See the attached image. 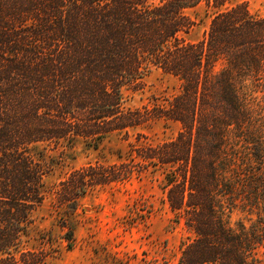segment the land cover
<instances>
[{
	"label": "trees",
	"instance_id": "trees-1",
	"mask_svg": "<svg viewBox=\"0 0 264 264\" xmlns=\"http://www.w3.org/2000/svg\"><path fill=\"white\" fill-rule=\"evenodd\" d=\"M202 4L209 28L189 41L196 20L185 11ZM154 68L179 92L125 105ZM160 119L180 124L174 138L73 170L59 203L75 212L99 186L161 170L170 209L194 234L177 264H264V16L233 0H0V264L46 262L20 249L44 199L35 144L99 145ZM228 208L250 226H231Z\"/></svg>",
	"mask_w": 264,
	"mask_h": 264
},
{
	"label": "rangeland",
	"instance_id": "rangeland-1",
	"mask_svg": "<svg viewBox=\"0 0 264 264\" xmlns=\"http://www.w3.org/2000/svg\"><path fill=\"white\" fill-rule=\"evenodd\" d=\"M233 2H246L253 13L264 16V0ZM185 12L196 20L185 35L187 40H201L210 24L204 5ZM179 90L177 77L154 68L139 88L127 92L125 105L136 108L164 102ZM179 130L178 122L160 119L130 129L129 136L113 133L99 145L84 139L35 144L31 154L45 169L44 199L31 213L20 249L36 251V257L44 252V264H137L145 259L177 264L194 234L170 209L161 170L150 169L141 178L99 186L81 199L75 212L59 203L55 191L77 168L95 161H119L138 140L157 144L171 140ZM225 216L236 228L241 222L249 227L252 221L251 215L239 208L226 209ZM70 230L74 232L72 242L65 238ZM15 254L20 260V252Z\"/></svg>",
	"mask_w": 264,
	"mask_h": 264
}]
</instances>
